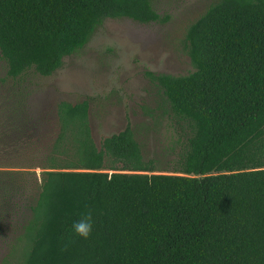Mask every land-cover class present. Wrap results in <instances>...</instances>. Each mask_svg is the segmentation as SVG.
<instances>
[{
	"label": "trees",
	"instance_id": "trees-1",
	"mask_svg": "<svg viewBox=\"0 0 264 264\" xmlns=\"http://www.w3.org/2000/svg\"><path fill=\"white\" fill-rule=\"evenodd\" d=\"M163 22L153 0H0V255L21 264H264V0H219L186 34L195 70L153 74L173 158L130 127L99 148L88 100L49 139L18 80L49 77L106 19ZM91 211L87 239L71 224Z\"/></svg>",
	"mask_w": 264,
	"mask_h": 264
},
{
	"label": "rangeland",
	"instance_id": "rangeland-1",
	"mask_svg": "<svg viewBox=\"0 0 264 264\" xmlns=\"http://www.w3.org/2000/svg\"><path fill=\"white\" fill-rule=\"evenodd\" d=\"M219 0H153L163 22L141 24L128 18L106 19L88 44L66 57L49 77L29 72L18 80L36 118L45 119L49 139L57 131L60 102L90 103V126L96 145L130 127L148 159L161 167L173 158L170 151L175 130L168 118L164 95L150 76H185L195 70L188 54L186 34ZM0 59V78L3 77ZM0 87V97L10 84ZM0 264H21L3 258Z\"/></svg>",
	"mask_w": 264,
	"mask_h": 264
},
{
	"label": "clouds",
	"instance_id": "clouds-1",
	"mask_svg": "<svg viewBox=\"0 0 264 264\" xmlns=\"http://www.w3.org/2000/svg\"><path fill=\"white\" fill-rule=\"evenodd\" d=\"M94 227V219L91 211H85L71 224V232L78 237L87 239Z\"/></svg>",
	"mask_w": 264,
	"mask_h": 264
}]
</instances>
